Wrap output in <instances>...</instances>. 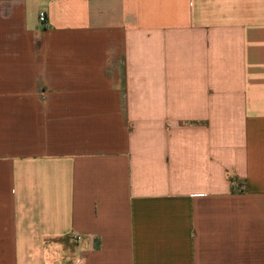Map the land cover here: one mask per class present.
Masks as SVG:
<instances>
[{"label":"crops","instance_id":"1","mask_svg":"<svg viewBox=\"0 0 264 264\" xmlns=\"http://www.w3.org/2000/svg\"><path fill=\"white\" fill-rule=\"evenodd\" d=\"M0 264H264V0H0Z\"/></svg>","mask_w":264,"mask_h":264},{"label":"built area","instance_id":"2","mask_svg":"<svg viewBox=\"0 0 264 264\" xmlns=\"http://www.w3.org/2000/svg\"><path fill=\"white\" fill-rule=\"evenodd\" d=\"M48 1H51V0H48ZM45 20H46V15H45V13H44V12L39 13V15H38V21H39L40 23H44Z\"/></svg>","mask_w":264,"mask_h":264}]
</instances>
